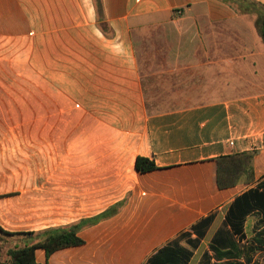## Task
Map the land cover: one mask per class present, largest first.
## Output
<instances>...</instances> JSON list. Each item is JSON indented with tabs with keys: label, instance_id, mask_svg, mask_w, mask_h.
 <instances>
[{
	"label": "crops",
	"instance_id": "crops-1",
	"mask_svg": "<svg viewBox=\"0 0 264 264\" xmlns=\"http://www.w3.org/2000/svg\"><path fill=\"white\" fill-rule=\"evenodd\" d=\"M102 3L100 18L94 0H0V237L12 243L4 252L98 219L79 231L83 244L37 248L35 263L147 264L177 243L188 264H254L264 217L251 212L240 238L226 216L264 184V9ZM3 107L31 116L32 128H5ZM251 152L254 180L219 188V158ZM138 157L157 169L139 173ZM209 217L198 237L193 228ZM216 237H232L236 249ZM212 245L228 256L218 260Z\"/></svg>",
	"mask_w": 264,
	"mask_h": 264
},
{
	"label": "trees",
	"instance_id": "trees-1",
	"mask_svg": "<svg viewBox=\"0 0 264 264\" xmlns=\"http://www.w3.org/2000/svg\"><path fill=\"white\" fill-rule=\"evenodd\" d=\"M220 1L232 5L239 13H250L254 11H262L264 9L263 6L252 0ZM94 4L99 17L101 18V14L103 11L102 0H94ZM262 35L264 38V19L262 22ZM254 155L255 152H251L219 158V188L226 189L229 187H233L241 181H253L254 173L252 161ZM135 169L139 173L143 174L156 170L157 166L151 159L138 157L135 162ZM253 211H258L259 214L264 217V184H261L259 188L251 189L238 196L231 204L226 216V222L235 235L240 236V238H244V221L245 218ZM110 214L111 213L109 212L107 213V215L105 214V216H108ZM213 219V217L206 218L193 228V230L198 233V237L204 236L205 229L209 227ZM97 220H86L68 227L46 230L41 234L40 243L30 245L26 244L24 247L10 252V255L12 256L14 261L12 263L10 262L9 264H36L34 259V251L37 248H43L47 251L48 254H51L59 249L79 246L83 244V241L78 237L79 231H81L85 226L93 224ZM189 236V233L181 235V237ZM191 243L195 245V242ZM213 243L218 244L221 248L224 245H229L233 249H236V245L232 237L226 239V241L221 237H216L213 240ZM260 247L264 248V244H261ZM211 248L215 251L218 260H222L228 256L227 253L221 252L214 245H212ZM190 257L191 253L188 250L180 247L177 243H173L170 246L160 250L159 253L155 257L150 259L147 264H188ZM248 261L250 262L251 260Z\"/></svg>",
	"mask_w": 264,
	"mask_h": 264
},
{
	"label": "rangeland",
	"instance_id": "rangeland-1",
	"mask_svg": "<svg viewBox=\"0 0 264 264\" xmlns=\"http://www.w3.org/2000/svg\"><path fill=\"white\" fill-rule=\"evenodd\" d=\"M5 93V90H3V88L0 86V94ZM27 110L25 109L24 112H26ZM7 114V110L3 107V118L2 120V124L4 125L5 128H15V126L17 128H32V120L33 118L31 116H6ZM44 118H41V120H43ZM26 242V240H25ZM11 241H7L6 239H2L0 237V264H9L10 262L12 263L14 260L12 258V256L10 255V253H6L4 252V250H8L9 248H11L12 243ZM244 244L241 245V247H243ZM205 245L201 248V251L205 250ZM247 248V246H245ZM12 249V248H11ZM250 251L254 252L255 251V247L251 248ZM9 252H12V250H10ZM207 252V251H206ZM255 259L257 260V262H255V264H264V255L260 254V252H257L255 254ZM252 261V260H251ZM251 261H246L245 264H250ZM200 264H208L207 260H203L201 261Z\"/></svg>",
	"mask_w": 264,
	"mask_h": 264
}]
</instances>
